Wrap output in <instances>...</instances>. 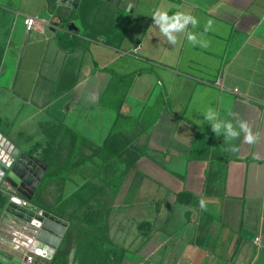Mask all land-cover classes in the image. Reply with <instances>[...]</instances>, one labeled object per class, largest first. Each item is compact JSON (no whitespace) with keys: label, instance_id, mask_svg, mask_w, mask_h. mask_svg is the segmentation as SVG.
Here are the masks:
<instances>
[{"label":"crops","instance_id":"1","mask_svg":"<svg viewBox=\"0 0 264 264\" xmlns=\"http://www.w3.org/2000/svg\"><path fill=\"white\" fill-rule=\"evenodd\" d=\"M123 2L80 0L74 8L62 0H0V15L14 25L8 40L0 38V136L26 156L20 135L36 116L61 123L75 139L96 141L117 125L138 145L130 171L140 179L118 202V215L130 206L152 231L125 252L127 261L264 264V0ZM157 8L197 17L186 31L207 47L190 44L185 32L170 45L151 17ZM25 16L38 19L30 32ZM209 108L220 120L238 113L260 133L258 143H244L243 133L224 142L204 120ZM116 166L102 163L105 178ZM69 171L54 181L78 174ZM15 185H0L8 201Z\"/></svg>","mask_w":264,"mask_h":264},{"label":"rangeland","instance_id":"2","mask_svg":"<svg viewBox=\"0 0 264 264\" xmlns=\"http://www.w3.org/2000/svg\"><path fill=\"white\" fill-rule=\"evenodd\" d=\"M13 26L0 15V38L8 40ZM117 127L100 132L96 141L75 139L61 123L36 116L20 135L26 157L44 172L35 190L24 191L25 197H36L72 226L67 264H132L125 259L126 254L122 256L123 251L133 253L152 233L144 221H137L130 206L120 207L118 215V202L133 195L140 179L130 171L138 145ZM107 159L116 160L117 166L105 178L102 163ZM70 168L78 174L51 180ZM45 178L54 182L41 189ZM144 229L147 233L141 236Z\"/></svg>","mask_w":264,"mask_h":264},{"label":"water","instance_id":"3","mask_svg":"<svg viewBox=\"0 0 264 264\" xmlns=\"http://www.w3.org/2000/svg\"><path fill=\"white\" fill-rule=\"evenodd\" d=\"M124 8L123 0H108ZM74 8L80 0H62ZM0 185L11 180L14 191L0 207V264H22L27 255L36 257L34 264H50L64 238L68 223L33 204L23 205L24 191L35 190L44 172L9 141L0 136ZM1 189V188H0ZM4 193V192H3ZM27 198V197H26ZM31 200V198H28Z\"/></svg>","mask_w":264,"mask_h":264},{"label":"clouds","instance_id":"4","mask_svg":"<svg viewBox=\"0 0 264 264\" xmlns=\"http://www.w3.org/2000/svg\"><path fill=\"white\" fill-rule=\"evenodd\" d=\"M154 25L159 29L160 33L166 37L167 42L170 45H175L177 43V33L185 32L186 38L190 44L196 45L199 44L201 47H207V42L198 39L197 34L186 31L189 25L193 28L197 27L199 21L197 17L187 14L183 11H177L172 15H169L166 10H161L159 8L155 9L151 15ZM213 21L209 20L205 26L204 31L207 32L211 29ZM233 117V120H220L219 113L214 109L209 108L204 115V120L211 125L212 131L220 136L223 134L226 143H229L232 140L238 139L241 133L244 134V143L249 145L257 144L260 138L259 132H253L251 125L239 118L238 113H229ZM234 121V122H233ZM230 151L238 152V146H231ZM200 206L205 207V202L203 199L200 201ZM259 238H257V243Z\"/></svg>","mask_w":264,"mask_h":264},{"label":"trees","instance_id":"5","mask_svg":"<svg viewBox=\"0 0 264 264\" xmlns=\"http://www.w3.org/2000/svg\"><path fill=\"white\" fill-rule=\"evenodd\" d=\"M2 59H3V51L0 50V66L2 63ZM69 173H70V171L66 170L64 172H61V173L53 176L51 178V180L59 179V178H65L69 175ZM46 183H47V181L45 178V181L43 182L41 189L44 188ZM38 192H40V191H38ZM6 202H7V197L4 195L3 191L0 189V207H3L6 204ZM31 203H33L35 206H38V207L42 208L43 210L51 213V209L45 205L40 204L37 201L36 197L31 200ZM71 241H72V226H70V228L68 229L62 244L58 248V250H57L54 258L51 260L50 264H67L68 263V257L70 254V248L69 247H70ZM124 255H125V251H123V253H122V256H124Z\"/></svg>","mask_w":264,"mask_h":264},{"label":"built area","instance_id":"6","mask_svg":"<svg viewBox=\"0 0 264 264\" xmlns=\"http://www.w3.org/2000/svg\"><path fill=\"white\" fill-rule=\"evenodd\" d=\"M38 23V19L36 17L33 16H25L23 18V25L24 28L27 32L32 31L36 25ZM217 86H219L220 88H224L222 82L220 80L217 81ZM235 93H237V90H234ZM23 205H29L26 201L23 202ZM42 211L39 210V213H41ZM22 264H34V256L32 255H27V259L25 261L22 262Z\"/></svg>","mask_w":264,"mask_h":264}]
</instances>
